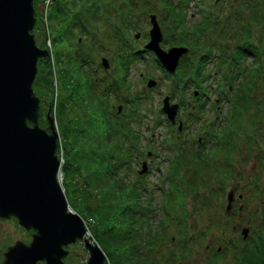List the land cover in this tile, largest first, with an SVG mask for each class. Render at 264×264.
I'll use <instances>...</instances> for the list:
<instances>
[{
  "label": "rangeland",
  "instance_id": "374dc122",
  "mask_svg": "<svg viewBox=\"0 0 264 264\" xmlns=\"http://www.w3.org/2000/svg\"><path fill=\"white\" fill-rule=\"evenodd\" d=\"M73 1L69 0L65 4L72 7V13L76 17L77 15L82 16V13L89 14L91 23L84 28L85 30L79 29L80 25L78 26V19L76 17H73L72 21L70 20L71 24H73L72 30L67 29V24H65L66 28H64V30H62L61 27H56V24L48 20L49 0H31L33 16L35 18L34 25L38 33L35 35V44L41 46V40L44 41L43 46L45 49L48 47L49 54L45 57L43 56L42 60L47 57L49 59V65H55L57 67L59 62L52 63V59L54 60L55 56L51 51L52 43L50 40V36L55 35V29L57 28V39L60 40L61 43L59 44L60 46L57 47L66 50V56L64 55V57L68 61L73 62L72 66L81 67V70L85 72L84 74L89 77L90 82H95V84L87 85L88 87L83 88L82 91H78L73 97L74 101L67 102V120H69L67 121V125L70 127V131L73 129L78 131L85 126L87 129L81 132H84L86 136L98 135L99 144H109L114 150L118 151H122V149L127 151V147L131 149L132 145L130 143L133 144V142L121 131L120 133L118 132L122 138L120 146L110 141L108 135L106 137L101 134L103 126L101 122L102 120H107L104 117L99 121L98 116L100 113H97V109L101 103L105 105L104 112L106 113V111H109L106 117L108 118V116H110L112 121L122 125L123 132L126 133L129 127L134 128L135 133H131V136L137 138V141L134 142L137 150L133 151L131 155L125 156V159L130 158L129 163L115 164L118 162L115 159L113 164L116 165V169H114V173L111 174H113V177L117 180L113 185L122 189L127 198L131 197L133 201L138 200L140 204H147L146 216H150L147 222L150 223V228L153 231L155 228H159L158 225H160L159 223L161 221L163 222L162 225L165 228V236L167 238L156 246L158 249L155 248L154 250V258L158 261L159 256L160 261L161 255L163 256L165 252V257H172L171 264H183L185 261L186 264H196L197 262L200 263V260L204 256H209V251H213L215 255H221L223 250L221 247L223 246H225L228 251H230V249L232 251V245L242 246L248 244L246 241L250 240V238H248V240H240L238 229L231 231L232 228H230V225L238 224L244 226V224H251L255 211L257 209L263 211L264 157H261L259 151L264 149V112L259 113L261 118H255L254 120L252 127L254 132L253 136L250 137L251 141L246 142L247 137L243 135V131L246 130V123L243 121L242 129L237 132L236 139L233 137L224 138L222 136L220 137L221 140L219 143L215 144L213 142L212 145H210V142L214 140V136L208 131H203V129L200 128L202 126L211 125L219 129V126L222 124V121H220L221 111L226 107L229 98L225 97L228 96V94L222 93L223 91L225 92L224 84H218L221 87L220 89L219 87L215 89V86L216 83L225 82V79H230L232 77L229 65L227 66L226 64L225 67L218 66V69L214 70L215 68L212 65L214 58L208 57L206 59L205 64H207L205 67L202 66L205 77L198 81L199 84L202 85L203 91L205 92L208 90L209 93H207L208 97L205 99L204 104L200 106L201 108L197 111L194 104L197 100L191 94V89L194 92L200 91L198 86L194 85L195 83L188 85L189 83L187 84L186 80H184L182 81L183 87L176 90L174 89L175 85L179 86L181 81H179V78L171 80L167 78L165 73L161 74L157 63L154 61V64L152 61L150 51V53L145 52L146 57L134 58L135 60L129 58V53H125L126 48H129L131 44L135 46L136 43V46L139 45L141 47V44L147 41V29L150 25V15H152V19L155 21L162 38L159 41L160 47L165 48L169 46L167 38L169 37L170 25L164 24L161 19L163 6H165L163 2H166L165 0H102L103 5H98V7L97 3L92 0ZM196 1L197 0H189L187 4L182 5V7H184L183 15L186 26L191 24L194 19H197L196 17L198 14L195 13L193 8V3ZM212 1L213 0H211L210 3L213 4ZM219 1L222 3L218 4V10L219 6H221L218 12L224 10L223 13L230 14L234 10H236V12L240 10V8L234 9V7L231 9L227 8L231 6V4L234 5V1L236 2L237 0H224L225 3L223 0ZM241 1L243 0H240V2ZM166 10L169 9L166 8ZM262 10H264V5L258 4V13L261 14ZM75 18L76 20L74 21ZM81 21L83 22V18L80 22ZM252 25L255 30L252 32L253 37L251 38V43L258 44L259 47H261L258 37L264 30V22H262L261 32H258L259 26L261 25L260 20L254 21ZM51 26H55L56 28L53 29ZM59 35H62L63 41L60 39ZM75 38L76 40H74ZM225 40L226 43H232L234 37L227 35L225 36ZM176 45L184 46L180 44ZM133 49V52H135L139 48L133 47ZM189 51L190 49H188V52ZM119 55H121V57H119ZM196 57L197 55L195 53L188 56L190 60H195L197 59ZM247 57L242 60L241 64L244 61H250L248 60L250 57L248 59ZM103 60L105 65L102 63ZM180 60L181 59L178 57L177 62L179 63ZM122 62L123 64H121ZM184 62L182 58L179 64ZM101 63L103 65H101ZM61 66L62 64H60V67ZM236 68L235 66V69ZM62 69L64 70L63 67ZM223 76H225V78H223ZM75 77H79L77 73H74L70 79ZM116 77L117 79H122L123 84H119V80L115 82L114 79ZM146 77L156 80L151 88L146 87L144 81ZM35 79L36 78L33 80ZM237 80L233 79L235 83ZM81 82L83 81L80 80L79 83ZM79 83L75 82L74 86L76 87ZM205 83L209 85V88H207V86L204 88L203 84ZM255 85H261L262 87L264 85L262 79H257ZM70 88V84H68L65 90H63V94H68ZM255 88L256 90L253 92L252 96L256 97L260 89L257 87ZM173 89L175 93H178V90L181 89V97H184L185 100H181V104L177 107L175 111L176 115H173L174 123L171 125L161 114L157 115L156 109L157 106H160L161 96L166 93L170 94V92H173ZM218 89L222 94L218 96L219 99L217 98L216 101H214L215 104H213L212 101L215 95H217ZM147 91L148 94L146 95ZM80 93L84 96L87 94L91 95L94 98L93 101L91 97L93 101L92 104L95 103L86 110L84 114L82 113V109L84 106H87L88 101L82 100V102H80L76 100ZM133 96H137L138 99H135V102L131 103L129 97ZM53 97L52 94V98ZM38 99L44 110L42 112L43 118L39 120V123L42 127L47 129L48 123L44 115L49 111L48 95L42 94ZM198 102L199 101H197V103ZM126 107L129 109L133 107L135 109L134 111L129 110L126 112ZM88 111H92V117H96L94 121L88 122ZM254 112H256L255 107L251 108L249 115H252ZM126 113L128 115H126ZM76 116L78 120H73ZM178 116L184 121L182 130H180L179 133L175 128ZM123 136H125L126 139L123 138ZM197 137H199L198 143ZM171 138L172 140H169ZM64 139L65 143H68L67 141L71 140V134L68 132L66 136L63 135L62 137V135L58 133V148L55 149V153L62 161V145L64 144ZM175 142L177 143L176 147H174ZM91 144L88 143L86 145ZM233 144H235L233 150H228ZM195 145L199 148V152L209 155V158H207V155L205 156L207 160H204L209 164L208 166L205 164L199 165L198 162L191 161H189V165H185L186 161L191 160L189 154L192 152V149L194 152L196 151L194 148ZM189 146L192 148H189ZM185 147L188 148L190 152L184 151L183 149H185ZM138 149L140 150L138 151ZM200 149L202 150L200 151ZM175 150L178 154H181L184 159L180 158L175 161V165H172L171 162L173 161H171L172 159L170 156ZM114 155L122 157L119 152H116ZM142 161L147 163V171H145L143 175H140L141 177H139L138 180L144 178L145 188H141L138 182L135 183L134 181L136 172L140 171ZM107 163L109 162L107 161ZM211 164L219 166L218 170L221 171L209 170V168L214 167ZM171 166L176 167L174 176L179 178L184 176L186 173L184 171L186 170V174L190 175L194 172V169H198V173L195 175L196 187L194 189L196 193L187 191L184 186H180L183 192L180 207L183 209L178 208L179 206H176V203L172 204V206L171 202L169 204V202L163 201L167 196L166 193L172 191V183H167V178L165 179L162 175L163 171ZM85 173L86 171L84 170L78 172L79 175ZM207 173L209 175H207ZM56 175H58V173ZM62 179L63 174L61 172V182ZM167 186L169 187L168 189ZM255 187L258 190L257 193L254 191ZM62 190L64 191V189ZM227 195L229 198L231 197L228 206L227 204L229 201H227ZM237 195L240 196L237 197ZM88 196L90 201L94 203V197L91 195ZM261 199L263 200L259 205ZM65 200L67 201L66 197ZM133 204H136V202H133ZM181 210L183 212H180ZM168 212L172 215H174V212H177L179 215L178 219L174 217L172 219H174L175 222H173V220L171 222ZM136 215L137 213L135 212L134 216ZM133 219L135 220V217ZM18 226L19 227L15 228V225L11 222H0V252L2 256L5 255L4 258H6L7 252L14 245L18 244L17 242H19V240L22 242L21 238L25 236L22 227L20 225ZM181 226L183 232L179 230ZM251 227L252 225H246V237L251 236ZM85 228L87 231V236H85L90 238L92 242L97 243L96 238L91 237V233L86 224ZM109 229L110 233L113 235L117 227L114 225L109 227ZM196 231L201 235L196 237ZM183 241L185 244L189 245L188 249H190L192 243H194L191 247V254L189 253L187 258L183 257L181 254L185 248V244L181 243ZM216 245H220L218 250L216 249ZM65 250V260H68V256H71L75 261L87 257V252L82 241L77 239L69 242ZM255 251L261 250L254 248L249 251L248 254L240 256L238 262L235 263L233 261L236 254L229 255L226 253L216 264H249V259L252 258L250 255ZM4 258L0 259V264H3ZM104 262L106 263L105 260ZM107 263L111 264L110 261ZM214 263L213 261L211 264Z\"/></svg>",
  "mask_w": 264,
  "mask_h": 264
},
{
  "label": "trees",
  "instance_id": "16d2710c",
  "mask_svg": "<svg viewBox=\"0 0 264 264\" xmlns=\"http://www.w3.org/2000/svg\"><path fill=\"white\" fill-rule=\"evenodd\" d=\"M68 1L69 0H49L50 7L47 14L48 20L51 21V23L56 24V27H61L62 30L66 28L65 24L68 25L67 29L72 30L71 28L73 24H71L70 20L72 21V18L76 17L72 13V7L65 4ZM92 1L97 3V7L98 5H103L102 0ZM165 1L166 2H163L165 6H163L161 19L164 24L170 25L169 37L167 38L168 43L187 46V48L190 49L187 56L192 55L193 53L197 55V59L192 61H187L185 59L184 65L180 64L177 66V73H180L179 80L181 81V84H183L182 81L186 80L187 84L189 83V85H191L192 83H195L200 87L198 80L205 77L202 68L207 64H205V61L208 57L214 58V61L212 62V65L215 68L214 70H217L218 66L225 67L227 64L232 72V77L230 79H225V82L223 81L222 83H216L215 86V89L217 87L220 89L221 87L219 85L224 84L225 92L223 91L222 93L228 94V96L225 97L229 98L226 107L221 111L220 121H222V124L219 126V129L211 125L202 126L205 131H208L214 136V140L210 142V145H212L213 142L215 144L219 143L221 140L220 137L222 136L224 138L233 137L236 139L237 132L242 129L243 121L246 123V130L243 131V135L247 137L246 142L251 141L250 137L253 136L254 132L252 130L254 120L255 118H261L259 113L264 112V85L262 87L261 85H255L257 79H262L264 84V30L261 32L262 22H264V10L261 11V14L258 13V4L264 5V0L234 1L237 7L234 4L231 5L229 9L234 7V9L240 8V10L237 12L234 10L230 14L223 13L224 10L216 13L212 12L211 7H215L219 3L210 6L209 4L211 0H199V4L197 3L198 6L196 5L194 8V11L198 14L196 17L197 19H194L191 24L187 25L188 27L184 22V7H182V5L187 4L189 0ZM219 7L221 8V6ZM166 8L169 10H166ZM82 14V16L77 15L76 18L78 19V22H76L78 23V26L80 25V30H85L84 28H86L91 21L88 13ZM82 18L83 22H80ZM256 20H260L261 22L258 29V32H261L258 37L261 47H259L258 44L251 43V38L253 37L252 32L255 30V28L253 29L252 24L254 21L256 22ZM51 27L53 29L56 28L55 26ZM35 28L34 25L33 33L36 35L38 33ZM57 30L58 29L56 28L55 35L50 36V40L52 43L51 51L55 56L54 60L52 59V63L59 62V64H57V67L55 65L50 66L47 57L43 60L38 59L37 74L36 79L33 80L32 89L38 97L42 96V94L48 95V104H53V114L58 133L62 135V137L63 135L66 136L68 132L71 134V140H68V143H65L64 139V144L62 145L63 161L60 166V170L63 174L61 185L64 189V195L67 202L69 206L84 219L86 226L91 233V237L96 238L98 245L106 256V260L110 261L111 264H171L172 259L170 260V258L172 257H165V252L163 256L161 255L159 263L154 258V250L155 248L158 249L156 246L158 243H161L162 240L167 238L165 236V228L162 225L163 222L161 221L159 223L160 225H158L159 228H155L153 231L150 228V223L147 222V219L150 218V216H146L147 204L143 205L140 204L138 200L133 201L131 197L127 198L122 189L113 185L114 182H117L116 178L111 174L114 173V169H116V165H114L113 162L115 159L118 161L115 164L125 161V156L131 153V149L127 148V151L122 149V152L114 150L109 144H99L98 135L94 134L93 136H86L84 132H81L82 130L87 129L85 126L78 131L75 129L71 131L69 130L70 127L67 125V121H69L67 120V102L74 101L73 97L76 93L82 91L83 88H87L88 86L86 74H84L85 72L81 70V67L72 66L73 62L68 61L64 57L66 50L57 47L61 44L60 40L57 39ZM227 35L234 37L232 43H226L225 36ZM59 37L63 41L62 35H59ZM76 38L74 40H76ZM40 45H44L43 40H41ZM129 51L130 49L126 48L125 52L129 53ZM142 56L146 57L145 54ZM119 57H121V55H119ZM130 57H133V55L130 54ZM246 57L247 59L250 57V59H248L250 61H244L241 64L242 60ZM82 60L85 61L84 59ZM60 64H62L61 67ZM121 64H123V62ZM235 66L237 67L236 69ZM51 72L55 75V87H52L51 84ZM74 73H77L79 77L70 79ZM168 76L170 75L168 74ZM223 78H225V76H223ZM233 79L238 80L235 83ZM74 80L77 83H79L80 80L83 82L77 84L75 87ZM68 84H70L71 87L69 89L70 92L65 95L63 94V90H65ZM255 87L260 89V92L256 97L252 96L253 92L256 90ZM219 89L217 90V95H215V97L222 94ZM200 91H203V89H200ZM52 94L54 96L53 98ZM91 97L92 96L89 94L84 96L82 93L77 96L76 100L80 102H82V100H85L86 102L88 101L87 106H84L83 109L81 108L83 114L95 104H92L94 98L92 97V101ZM212 103L215 104L214 100ZM253 107L256 108V112L249 115V112ZM104 109L105 105L102 103L97 109V113H100L98 116L99 121L104 117L107 119L106 121L102 120L101 122L103 125L101 134L106 137L108 135L110 141L117 143L116 145L119 146L122 142L121 135L119 134L120 131L124 133L125 136L129 137L131 142L134 143L137 141V138L131 136V133H135L133 127L127 128L126 133L123 132L122 125L118 122L112 121L110 116L107 118L106 115L109 111H106L105 113ZM88 114V122L96 119V117H92V111H88ZM73 120H78V117L76 116ZM125 136H123V138H125ZM88 143L92 144L86 145ZM234 145L235 144L230 146L228 150H233ZM176 146L177 143L175 142L174 147ZM190 147L191 146H189V148ZM194 148L196 151L194 152L192 149V152L189 154L191 160L186 162L184 160L186 163L185 165H189V161H191L198 162L199 165L205 164L208 166L209 164L204 161L207 160L205 156L208 154L199 152L197 145H195ZM136 149L137 148L134 150ZM183 150L190 152L186 147ZM201 150L202 149H200V151ZM116 152H119L122 157L114 155ZM259 154L261 157H264V149L259 151ZM180 158L182 159L183 156L175 152L173 160L177 161ZM207 158H209V155ZM107 161L109 163H107ZM218 167L219 166H214L209 168V170L221 171L218 170ZM171 169L175 171L176 167L171 166ZM80 170H84L86 173L79 175L78 172H80ZM184 172L187 173V170ZM186 173L182 178L175 177V174L171 175L169 178L170 183H172V191L170 189L171 194L168 196L169 200L167 202H169V204L171 202V205L176 203V206H179L178 208L181 209H183L180 207L183 192L181 191L180 186H184L187 191L196 193L194 189L196 187L195 175L198 173V169H194V172L190 175ZM207 175L209 174L207 173ZM168 188L169 187H167V189ZM88 195L94 197V203L90 201ZM133 202H136V204H133ZM135 212L137 213L136 216H134ZM180 212L183 211L181 210ZM168 215L171 222L172 220L175 222L172 218L177 217L176 219H178L179 217L177 212H174V215L169 214L168 212ZM134 217L135 220L133 219ZM114 225H116L117 229L116 231L114 230L112 235L109 227ZM179 230L183 232L182 226ZM181 243H184V241Z\"/></svg>",
  "mask_w": 264,
  "mask_h": 264
},
{
  "label": "water",
  "instance_id": "95a60500",
  "mask_svg": "<svg viewBox=\"0 0 264 264\" xmlns=\"http://www.w3.org/2000/svg\"><path fill=\"white\" fill-rule=\"evenodd\" d=\"M33 21L31 0H0V216L13 215L24 228L34 229L30 241L14 245L7 257L63 264L61 244L81 238L87 259L77 264H104L103 251L83 237V219L68 206L55 179L57 131L51 116L45 115L47 129L39 125L38 99L31 81L36 58L46 50L33 42L29 33ZM160 40L151 15L144 46L172 70L177 56L186 49L173 46L163 50ZM102 63L105 65L104 60ZM175 107L163 99L162 109L171 122Z\"/></svg>",
  "mask_w": 264,
  "mask_h": 264
},
{
  "label": "flooded vegetation",
  "instance_id": "af4514ba",
  "mask_svg": "<svg viewBox=\"0 0 264 264\" xmlns=\"http://www.w3.org/2000/svg\"><path fill=\"white\" fill-rule=\"evenodd\" d=\"M177 120H179V118H177ZM198 141H199V137L197 138V143H198ZM254 191H255V193L258 192L256 187L254 188ZM261 193H262V191H261ZM239 196L240 195H237V197H239ZM230 199H231V197H230ZM262 200L263 199H261L259 201V205L261 204ZM227 201H229V203L227 204V205H229L230 200H227ZM262 209H263V211H260L258 209L255 211L254 217L251 220V224H244V226H241L238 224H231L230 225V228H232L231 231H234V229H238L240 240L241 239L248 240V238H250V240L246 241L248 244L242 245V246L232 245V247H233L232 251H231V249H230V251H228L227 248L225 246H223V247H221V248H223L221 255H215L213 251H209L210 255L204 256L200 260V263L197 262L196 264H211L213 261L215 262L214 264H216L219 261V259L224 257L223 255L226 253H228L229 255L236 254L235 259L233 261L235 263V262H238V260L240 259V256H242L244 254H248V252L253 250L254 248H257L261 251H255L254 253H252L250 255L252 258L249 259L248 263L249 264H264V205L262 206ZM1 221L11 222L13 225H15V228L19 227L17 225V223H15V219L13 217H10V216L5 217V218L0 217V222ZM246 225H252L250 237H246V235H245ZM22 231L25 234V236L22 237L21 240H22V243L26 244V243H28V241L30 239V234H31L32 230H30V229L26 230V229L22 228ZM196 232H197L196 237L201 235L198 231H196ZM17 243H20V240ZM193 244L194 243H192V245ZM192 245H191V247H192ZM67 246H68V244L62 245V249L67 248ZM216 246H217L216 249L218 250V248H220V245H216ZM191 247H190V249H188L189 245L185 244V248L181 253L183 257L187 258L189 253L191 254ZM4 256H2V253L0 252V259H3ZM64 256H65V254L60 258L61 259L60 261L63 264L82 263V262H85V259H86L85 258L82 260L75 261V260H73V258H71V256H68L69 257L68 260H65ZM18 259H19V261H17ZM170 260H171V258H170ZM233 262H231V263H233ZM158 263H159V257H158ZM3 264H45V260L43 258H41V259H35V260L29 262L27 259H20L16 255H14V256H8V257L4 258ZM183 264H186V261ZM189 264H191V263H189Z\"/></svg>",
  "mask_w": 264,
  "mask_h": 264
}]
</instances>
